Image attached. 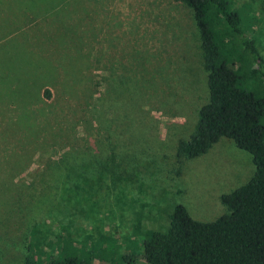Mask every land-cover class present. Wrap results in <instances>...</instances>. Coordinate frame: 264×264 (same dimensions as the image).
Returning a JSON list of instances; mask_svg holds the SVG:
<instances>
[{"label":"rangeland","instance_id":"obj_1","mask_svg":"<svg viewBox=\"0 0 264 264\" xmlns=\"http://www.w3.org/2000/svg\"><path fill=\"white\" fill-rule=\"evenodd\" d=\"M234 8L264 58V0ZM242 51L229 44V65ZM254 68L240 86L264 98ZM209 102L182 2L0 0V264H27L34 233L43 264H147L138 215L165 232L179 205L201 222L227 214L221 198L254 177L252 155L226 138L196 159L177 154Z\"/></svg>","mask_w":264,"mask_h":264},{"label":"trees","instance_id":"obj_2","mask_svg":"<svg viewBox=\"0 0 264 264\" xmlns=\"http://www.w3.org/2000/svg\"><path fill=\"white\" fill-rule=\"evenodd\" d=\"M176 1L194 12L210 91V102L201 108L194 133L179 142L178 157L196 159L226 138L252 155L256 173L246 185L222 196L228 213L214 222L197 221L179 205L170 216L167 231H144L138 215L134 233L143 240L147 264H264V98L240 86L243 67L257 63L260 68H254L252 75L258 77L264 58L257 40L247 39L243 14L234 8L235 0ZM234 42L243 47L236 68L225 57ZM41 245L34 233L27 264H43ZM52 260L51 264H91L88 258Z\"/></svg>","mask_w":264,"mask_h":264}]
</instances>
